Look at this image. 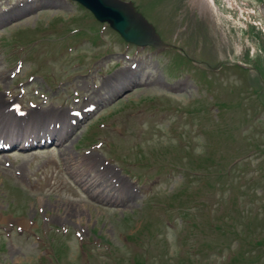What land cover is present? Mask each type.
<instances>
[{"label":"rangeland","instance_id":"obj_1","mask_svg":"<svg viewBox=\"0 0 264 264\" xmlns=\"http://www.w3.org/2000/svg\"><path fill=\"white\" fill-rule=\"evenodd\" d=\"M126 1L172 48L126 43L70 0H0L16 135L73 128L0 153V264H264V0L244 49L228 2Z\"/></svg>","mask_w":264,"mask_h":264},{"label":"bare ground","instance_id":"obj_2","mask_svg":"<svg viewBox=\"0 0 264 264\" xmlns=\"http://www.w3.org/2000/svg\"><path fill=\"white\" fill-rule=\"evenodd\" d=\"M212 3V11H215L217 13H219L220 10H222L217 3L214 0H210ZM223 2H228L229 7L231 9H238L239 13H240V18L241 19H236V17H234L233 15H231V20H232V25L235 26V28H237V32H238V39L233 40V43H236L237 45L240 46L241 49L245 48V44H244V40L246 39L247 41L250 42L251 38H254L256 41H258L256 34L257 32L251 29V25L250 23L253 22V19L248 16L245 15L246 12H252L255 13V8H259L260 7V0H252L251 2H242V3H238V0H223ZM225 6V5H224ZM245 6H250L251 8H247ZM245 21H244V20ZM263 20V17H260L259 19ZM218 25L221 28V31H223V33L225 35L230 34L231 30L229 31V26L230 23L229 22H225L223 23L222 20L217 19ZM258 21H255L256 24L259 23ZM224 24V26H223ZM246 32V33H245ZM257 48L258 50H261V48L259 49V42H257ZM122 87H125V85H123ZM34 110V109H33ZM51 110H44V113H51ZM16 117H23V115H21L19 112H17V105H16V99H13L11 101H6L5 98L3 97V95L0 94V145H10L12 144V146H14L13 144H16L17 141H13V140H17L18 136L16 135V128L14 126L15 124V120ZM83 122L81 119H79L77 122L74 123L75 127H78L80 125V123ZM50 128V127H47ZM46 128V129H47ZM53 129H49L48 131H44L42 133H50L53 134L56 130L54 129V127H52ZM73 131V128H70L68 130V132L64 133V141L63 144H66L67 142H65L71 132ZM7 132V137H1L3 136V134ZM46 137V136H43ZM41 137V138H43ZM47 137H50V135H48ZM26 138V137H24ZM23 138V139H24ZM13 141V142H12ZM40 147H44V145H38ZM37 146V147H38ZM3 217L0 215V219H2ZM16 223V222H14ZM19 225L23 228L28 227V224L26 221L21 220Z\"/></svg>","mask_w":264,"mask_h":264},{"label":"water","instance_id":"obj_3","mask_svg":"<svg viewBox=\"0 0 264 264\" xmlns=\"http://www.w3.org/2000/svg\"><path fill=\"white\" fill-rule=\"evenodd\" d=\"M90 9L102 22H109L127 42L140 46L151 45L158 49L167 47L155 28L142 14L136 12L131 2L122 0H75Z\"/></svg>","mask_w":264,"mask_h":264}]
</instances>
